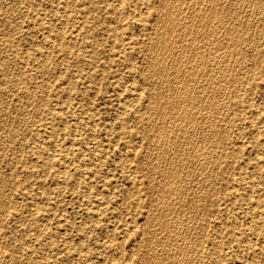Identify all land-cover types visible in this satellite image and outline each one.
I'll return each mask as SVG.
<instances>
[{
  "label": "rangeland",
  "instance_id": "obj_1",
  "mask_svg": "<svg viewBox=\"0 0 264 264\" xmlns=\"http://www.w3.org/2000/svg\"><path fill=\"white\" fill-rule=\"evenodd\" d=\"M20 1L23 3L21 2L20 4ZM173 1L174 3H171V0H162V3L161 0H0V48H2L0 49V53L5 50L0 54V135H2L0 136V139L2 140H0V145H3L2 143L4 139L6 140H4V146H0V173L3 174H0V236L2 238H0V264H264V158L262 157V155L264 156V79L260 75V70L254 71L253 65V61L261 55V57L263 56L261 68L264 69V32H262L264 31V28H261L264 27V24H262L264 23V1L257 2V0H252V3L255 1L253 5L250 3V0H242L243 2H241V0H236L234 1L235 4L233 3V0H220V3H218L219 0H211L210 3L208 2L210 0H192L194 2H191V0H172V2ZM223 1L226 3L224 4ZM230 1L233 4H230ZM179 2L180 5L178 4ZM59 3L61 5H59ZM190 3H193V5L196 6H191ZM198 3H202L203 5H200L199 8ZM218 4L219 6H217ZM242 4L245 9L242 7ZM15 5L17 7L16 9ZM234 5L236 9L234 8ZM256 5L259 6H257L259 10L256 8L255 10L253 9ZM124 6L126 8H124ZM231 6H233V10L230 9L232 8ZM94 8H98L97 10L100 11H95L93 10ZM195 8H198L200 11ZM132 9L135 10V12ZM174 9L176 10L174 11ZM192 9H195V11ZM228 9H230V11ZM247 9H250L251 11ZM110 10L112 11L111 13ZM122 10L124 13H122ZM190 10L191 12L189 13ZM202 10H206V12ZM209 10H211V13H208ZM217 10H219V13ZM231 10L233 11V14ZM236 10L237 12H235ZM213 11H216L219 16H216L217 13H214ZM6 12L11 15L7 16ZM177 12L178 15L176 14ZM223 12H225L226 16H224L225 14ZM259 12H263V14ZM230 13L231 16L229 15ZM252 13L255 14L256 17L252 15ZM171 15L173 16V19H171ZM180 16H182V18ZM222 16H224V18ZM156 17L163 19H157ZM226 17H230V20ZM231 17L236 18L231 19ZM118 18H120L122 22ZM86 19H88L89 23L85 24L84 22ZM188 19H191L192 22L190 20L188 21ZM219 19L222 20V25L218 23L219 21L221 22ZM239 19H243V22ZM200 21L202 23L204 22V25ZM236 22H238L237 25L240 23L238 26L239 31L237 30ZM155 23H158V25ZM162 23H164V25H160ZM185 23H187V25H185ZM250 23L251 25L253 23L255 25H252L253 29L255 28L254 33ZM205 24H207V26H205ZM156 25L161 31L158 30ZM180 25L182 27L185 26L184 31ZM233 25L236 26L234 27ZM171 26L173 27L172 29ZM2 27L4 29H1ZM11 27L15 29L13 30ZM178 27H180V29H178ZM190 27L192 30L189 29ZM227 28H229L230 31ZM11 29L13 30V32L11 31L12 36L10 32ZM186 29H188V31H186ZM234 29L237 30V32ZM244 29L246 30L244 31ZM178 30L179 33L177 32ZM180 30L182 31L181 33ZM218 30L223 33H220ZM231 30L234 31L232 35ZM240 30L244 36H242ZM199 31L202 32V34ZM174 32L176 33V36ZM194 32L196 33L193 34ZM224 32H227L228 34H225ZM4 33L6 34L4 35ZM7 33L8 35L10 33V35L8 36ZM258 33L260 36L259 38L257 37ZM224 34L226 36H224ZM229 34L232 37L229 36ZM156 35H159V38L161 35L163 37L159 39ZM207 35L208 37H206ZM213 35L215 36V39ZM218 35H220L221 41H226V39L230 37L229 41H226L227 43L222 41L223 44L220 43L221 41L219 40ZM252 35H256L255 40L257 41L254 40L251 42V40H249ZM164 36L166 38H164ZM5 37L7 38L5 39ZM175 37L178 41H176ZM185 37H187V39ZM238 37L243 39V43H241L242 39L240 38V41ZM11 38L12 40H10ZM155 39L157 40V43L154 41ZM192 39H194L193 42ZM196 39L197 41H195ZM258 39H260L259 42ZM174 40V46L176 44L179 46H173L172 42ZM151 41H153V43ZM199 41H201V43ZM10 43L14 49L10 46ZM225 43L228 47L229 45L231 46L229 47L231 49L226 48L227 52L225 50ZM230 43L234 45H231ZM235 43H237V47L235 46ZM254 43H256V46ZM205 44L207 45L205 46ZM245 45H247V48ZM251 45L254 47L252 48ZM162 46H168L169 48ZM194 48L196 50H194ZM203 48H207L206 52L202 51L205 50ZM161 49L165 53L162 52ZM176 49H178V51ZM219 49L223 50L220 52ZM238 50L247 52L249 55H252V52L254 51L253 60L249 58H247L246 61L245 59L242 60V57L237 54ZM207 53L211 54L207 56ZM222 53L226 56L224 57ZM76 54L79 57L78 60L74 58V55ZM191 54H193V56ZM158 55H160L162 59ZM227 55L229 58L231 57V60ZM236 56L239 60L235 59ZM183 57L186 61L184 59L182 60ZM214 57H217V60ZM157 58L160 59L157 60ZM177 58H180L181 62L177 61L179 60ZM199 58L200 60H197ZM201 58L205 61L202 62L203 59L201 60ZM210 58L213 59L210 60ZM208 59L210 62L207 61ZM227 59L229 61H226ZM187 60H190L189 63ZM248 60H250V63H248ZM163 61L164 64H162ZM175 62H177V64ZM200 62L208 63H204L203 66L200 67L202 65ZM220 62H222V65ZM224 62L226 66L224 65ZM169 63L171 65H169ZM192 63L195 64L192 65ZM234 63L235 65L236 63L239 64V66L236 65L237 70L235 68L232 70L231 66H233ZM235 65L233 67H235ZM250 65H253V67H249ZM162 66L163 68H161ZM159 68L161 69V72ZM168 68H174L172 69V71H174L171 72V69ZM198 68H200L201 71ZM203 68L206 74L203 72ZM205 68L209 69L206 70ZM182 69L185 70V73ZM216 69H218V71H216ZM244 69L245 71L243 72ZM193 70L195 71L192 72ZM230 70H232L233 73ZM198 71L203 73H200L199 75ZM209 71V76L216 75L215 78L212 76V79H210L211 76L209 77L207 75ZM180 72L182 73L181 75L179 74ZM212 72L213 74H211ZM221 72L224 74V77ZM173 73H175V75ZM235 75L237 79L234 78V80L233 77ZM174 77H176L175 84L172 81L174 80L172 79ZM178 77L179 80H177ZM196 77L198 78L196 79ZM221 77L223 79L226 77L224 82ZM204 78L205 82L203 81ZM200 79L203 81L201 84ZM214 79L215 82L213 83ZM236 80L239 82L237 83ZM179 83H182L181 86ZM183 83L184 85L186 83L188 85L190 84L193 88L192 86H189L188 89L186 88L188 85L186 84L187 86H184ZM209 84L213 86H210ZM224 85L228 88L226 89ZM203 86L205 87V90H203ZM180 87H184L185 90L181 88L184 92L183 90L181 92ZM220 89L222 92H219ZM228 90H230V93H228ZM185 92L187 94H185ZM210 92L211 94H209ZM217 92H219V94ZM131 93L133 97L136 95L135 98L131 96ZM171 93L175 94L173 95ZM226 94L228 95L227 99ZM188 95L190 99L186 98ZM199 95H203L202 98L200 97V100L198 99ZM215 95H219L218 98H215ZM176 96L178 97L177 99ZM210 96L212 99H207V97ZM169 97H171V100ZM154 98H157L158 104L157 100L154 101ZM188 99L189 102H187ZM193 99L194 102L196 101V104L193 102ZM201 99L204 101L202 102ZM206 100H208V103ZM222 100L227 101H224V103ZM173 102H175V104H173ZM159 103H165L166 105H159ZM188 103L191 105V108L188 107L190 106ZM218 103L219 105H222L219 106ZM236 103L238 104L236 105ZM154 104H156L155 108L152 106ZM176 104L180 109H177V106L174 107ZM209 105L214 107H208ZM2 107L5 110H2ZM158 109L161 110L159 113H157ZM1 110L5 112H2ZM180 112L186 114L181 115ZM9 113L11 114L9 115ZM170 113L172 115H170ZM220 113L223 120L222 118L220 119ZM178 114L181 116L179 117ZM194 114L197 115L194 116ZM187 115L189 117H187ZM198 116H200V118ZM173 117L177 118L176 122ZM7 118L10 119L7 120ZM13 118L14 121H12ZM171 118L173 120H171ZM216 118H218V120ZM198 119H200V121ZM6 121L9 125H7L8 123ZM179 121L185 126L183 127L180 125ZM210 121L214 124L212 125ZM222 122L223 125L221 124ZM196 123L198 124L196 125ZM201 123L203 126L200 129L197 126H201ZM15 124H17L15 126L17 129L15 128L16 130L13 132V139H10V143L9 138L6 137L7 131L11 130L10 126L14 127L13 125ZM176 124H179L183 128H180V126H177ZM217 124L219 125V129ZM162 125H164L163 127L165 129H163ZM190 126H194V129ZM168 128L169 131H167ZM189 128L194 135L189 132ZM213 128H216L217 130L215 129V131H213ZM251 129L252 131H250ZM171 130L174 132L172 133ZM179 130L182 132V135H179V133H181ZM224 130H226V133H224ZM237 130L238 132H236ZM255 131L256 133H254ZM153 132L155 134H152ZM167 132L170 133L168 134ZM161 133L163 136L159 135ZM189 133L193 135L194 138ZM215 133L217 134L215 135ZM231 133L233 136H231ZM187 134L191 137H187ZM154 135L159 138L155 139L153 137ZM225 135L227 138L230 137L227 139ZM216 136L218 138L220 137L219 141ZM165 137L167 139L166 141H169L167 144L165 143ZM184 137L186 139H184ZM201 137H204V140ZM206 137L207 139H205ZM221 137L225 138L223 139ZM188 138L190 140L193 138L194 140H192L194 143L197 142L200 144H195V148L192 140L190 141ZM160 142L163 143L159 144ZM173 142L177 144H173ZM182 143L183 146L181 145ZM210 143L216 145V148ZM224 144H226V147ZM156 145L160 146L157 148ZM200 145L201 148L199 147ZM183 147L185 151H183ZM217 148H219L220 151H217ZM207 150L208 152H206ZM210 151L213 152L211 153ZM126 152L130 155L126 156ZM131 152L133 155H131ZM196 152H198L197 154L201 152V155H197ZM201 156L204 160H202ZM215 156H217L216 159ZM180 158H184L181 159V161L183 160L184 162H182L183 164L180 163ZM193 158H196L195 160L197 161L195 162ZM205 158L207 163H205ZM256 158H260V160H257ZM128 161H130L131 164ZM172 161L173 163H171ZM257 161L260 162L257 163ZM176 163L179 164L176 165ZM180 164L183 168L179 166ZM258 164H261V167ZM199 166H201V169H199ZM214 173H216L215 176ZM202 177L207 179V181L203 180ZM1 178L3 179L1 180ZM179 183L182 185L180 184L179 186ZM172 184L174 188L172 187ZM201 185L203 186L201 187ZM135 186L136 188H134ZM249 186H251L250 189ZM245 187H247L246 190ZM133 188L135 189L133 190L134 193L132 192ZM249 190H252V192ZM185 191H188V193ZM196 191L202 192L197 193ZM9 192H11V194ZM161 192H163V194ZM182 192L186 195L182 194ZM195 192L197 197L195 196ZM141 193L142 195H140ZM178 193L179 195L177 196ZM201 193L203 195L205 194V196L203 197ZM2 194H5L6 196L8 195V198L3 195L2 199ZM27 194L31 196H28ZM32 196L35 197L33 198ZM188 196L194 197L197 202H194L192 197L190 200ZM33 199L35 200V203ZM156 199H160V202ZM170 199L171 201H169V203L168 200ZM182 200L186 202V205L183 204ZM192 202H194V206L200 203L201 205L199 204L196 206H200V208L198 207L196 209V207H193L191 204ZM201 202L205 203L202 204ZM207 203H209L208 206ZM174 204H176L177 206L175 207L179 209H174ZM180 205L181 207H179ZM187 205L188 207H186ZM204 205H206L207 208H205ZM152 206H155L156 210L155 207L153 208ZM170 206L171 208L174 207V210L172 209L173 211H171ZM184 207L186 208L183 210L182 208ZM167 208L169 212L165 211ZM33 210H35L36 213H34ZM159 210L161 213L162 211L163 213L165 212L164 214L166 215L163 213L161 214ZM199 210H203V212ZM174 212L181 215L178 216V220H176L177 214ZM171 213L173 215H171ZM184 214L188 217L184 216ZM155 217L156 219L158 218L157 220L160 221L159 223L157 220H154ZM179 217L181 218L179 219ZM183 217L185 220L187 219L186 222ZM35 218L37 219V222ZM234 219H238L237 222L234 221ZM174 221L176 223H173ZM177 221H181L178 223L179 225L177 224ZM188 222H190V224ZM204 222L205 225L209 224L206 228H204ZM171 223L175 225H172ZM192 223H194V226L191 225ZM165 224H167L168 227ZM230 225L232 227H230ZM173 226L175 227L173 228ZM191 227L192 229H189ZM236 228L238 229L236 230ZM167 229H169V231ZM198 229L200 230L198 231ZM201 232L204 233L203 236ZM176 236L178 239L181 238L178 240L176 239ZM213 236H215V238ZM185 238H189L190 241H188V239L185 242L182 241L185 240ZM179 241L182 245H178V243H180ZM215 242L218 244H214ZM175 244H177V246ZM147 251L148 253H146ZM213 251L217 253L215 254ZM181 252L184 253L181 254L182 258L180 256ZM154 255L155 257H152ZM160 255L162 257H160ZM115 258L117 261L114 260Z\"/></svg>",
  "mask_w": 264,
  "mask_h": 264
},
{
  "label": "bare ground",
  "instance_id": "obj_2",
  "mask_svg": "<svg viewBox=\"0 0 264 264\" xmlns=\"http://www.w3.org/2000/svg\"><path fill=\"white\" fill-rule=\"evenodd\" d=\"M14 1H16V0H14ZM24 1H25V0H24ZM165 1H166V0H165ZM177 1H178V0H177ZM184 1H185V0H184ZM196 1H197V0H196ZM196 1H195V2H196ZM206 1H207V0H206ZM217 1H218V0H217ZM224 1H225V0H224ZM224 1H223V3H224ZM226 1H228V0H226ZM234 1H236V0H233V3L235 4ZM238 1H240V0H238ZM238 1H237V2H238ZM250 1H251L250 3H251L252 5H253V3L255 2V1H254V2L252 3V0H250ZM258 1L260 2V1H262V0H257V2H258ZM263 1H264V0H263ZM4 2H5V1H4ZM18 2H19V1H18ZM21 2H22V1H20V4H21ZM59 2H60V1H59ZM191 2H194V1L191 0ZM198 2H199V1H198ZM208 2L210 3L211 0L208 1ZM213 2H214V1H213ZM241 2H243V1L241 0ZM244 2H245V1H244ZM22 3H23V2H22ZM112 3H113V2H112ZM159 3H160V2H159ZM161 3H162V0H161ZM171 3H174V1L172 2V0H171ZM186 3H187V2H186ZM186 3H185V5H186ZM196 3H197V2H196ZM204 3H205V2H204ZM209 3H208V4H209ZM218 3H220V0H219ZM223 3H221V4H223ZM225 3H226V2H225ZM225 3H224V4H225ZM233 3L230 1V4H233ZM239 3H240V2H239ZM245 3H246V2H245ZM261 3H262V2H261ZM261 3H260V4H261ZM11 4H12V3H11ZM11 4H10V5H11ZM13 4H14V2H13ZM13 4H12V5H13ZM56 4H57V3H56ZM103 4H104V3H103ZM163 4H165V3H163ZM169 4H170V3H169ZM176 4H177V3H176ZM178 4L180 5V2H179ZM178 4H177V5H178ZM182 4H183V3H182ZM211 4H212V3H211ZM224 4H223V5H224ZM236 4H237V3H236ZM243 4H244V3H243ZM243 4H242V7H243ZM248 4H249V3H248ZM256 4H257V3H256ZM263 4H264V3H263ZM4 5H5V4H4ZM8 5H9V4H8ZM16 5H17V4H16ZM16 5H15V9L17 8ZM59 5H61V4L59 3ZM100 5H101V4H100ZM122 5H124V4H122ZM160 5H161V4H160ZM179 5H178V6H179ZM185 5H184V6H185ZM188 5H189V4H188ZM190 5L192 6L193 3H190ZM198 5H199V8H200V5H203V4H202V3H201V4L198 3ZM57 6H58V5H57ZM125 6H126V5H125ZM125 6H124V8H126ZM164 6H165V5H164ZM178 6H177V8H178ZM193 6H196V5H193ZM205 6H206V5H205ZM209 6H212V5H209ZM217 6H219V4H218ZM236 6H237V5H236ZM250 6H251V5H250ZM250 6H249V7H250ZM257 6H258V5L254 6L253 9L255 10V8H256L257 10H259V8H258L259 6H258V7H257ZM8 7H9V6H8ZM107 7H109V6H107ZM118 7H119V6H118ZM122 7H123V6H122ZM161 7H162V5H161ZM161 7H160V8H161ZM167 7H168V6H167ZM202 7H203V6H202ZM207 7H208V5H207ZM231 7H232V8H230V9L233 10V6H231ZM240 7H241V5H240ZM246 7H247V5H246ZM260 7H261V6H260ZM9 8H10V7H9ZM109 8H110V7H109ZM173 8H174V7H173ZM181 8H182V7H181ZM203 8H204V7H203ZM214 8H215V6H214ZM214 8H212V9H214ZM221 8H222V7H221ZM223 8H224V7H223ZM226 8H227V7H226ZM234 8L236 9L235 5H234ZM243 8H244V7H243ZM243 8H241V9H243ZM6 9H7V8H6ZM6 9H5V10H6ZM97 9H98V8H94L93 10L99 12L100 10H97ZM107 9H108V8H107ZM127 9H128V8H127ZM166 9H167V8H166ZM195 9H198V8H195ZM195 9H194V10L192 9V10L195 11ZM206 9H209V8H206ZM210 9H211V8H210ZM217 9H218V8H217ZM230 9H228V10L230 11ZM244 9H245V8H244ZM244 9H243V10H244ZM261 9H262V8H261ZM108 10H109V9H108ZM124 10H125V9H124ZM132 10H133V9H132ZM159 10H160V9H159ZM170 10H171V9H170ZM175 10H176V9H174V11H175ZM214 10H215V9H214ZM232 10H231V12H232V14H233V11H232ZM237 10H238V9H237ZM237 10H236L235 12H237ZM247 10H250V9H247ZM262 10H263V9H262ZM262 10H261V11H262ZM101 11H102V10H101ZM103 11H104V10H103ZM114 11H115V10H114ZM118 11H119V9H118ZM126 11H128V10H126ZM130 11H131V10H130ZM133 11L135 12V10H133ZM133 11H132V12H133ZM168 11H169V10H168ZM186 11H187V10H186ZM198 11H200V10L198 9ZM202 11L206 12V10H202ZM210 11H211V10H209L208 13H209ZM217 11H218V13H219V10H217ZM239 11H240V9H239ZM239 11H238V12H239ZM250 11H251V10H250ZM54 12H56V11L54 10ZM106 12H107V11H106ZM111 12H112V11L110 10V13H111ZM159 12H160V11H159ZM161 12H162V10H161ZM178 12H179V10H178ZM178 12L176 13L177 15H178ZM190 12H191V10L189 11V13H190ZM196 12H197V11H196ZM213 12H214V11H213ZM213 12H212V14H213ZM215 12H216V11H215ZM215 12H214V13H215ZM221 12H222V11H221ZM244 12H245V11H244ZM11 13H12V11H11ZM122 13H124L123 10H122ZM130 13H131V12H130ZM162 13H163V12H162ZM168 13H169V12H168ZM168 13H167V14H168ZM179 13L181 14V12H179ZM182 13H183V12H182ZM197 13H198V12H197ZM210 13H211V12H210ZM216 13H217V12H216ZM218 13H217V14H218ZM223 13L225 14V12H223ZM228 13H229V12H228ZM249 13H250V12H249ZM259 13H261V12H259ZM6 14H7V12H6ZM56 14H57V12H56ZM56 14H55V15H56ZM58 14H59V13H58ZM99 14H100V13H99ZM108 14H109V13H108ZM120 14H121V11H120ZM120 14H119V15H120ZM151 14H152V13H151ZM174 14H175V13H174ZM192 14H193V13H192ZM199 14H200V13H199ZM201 14H202V12H201ZM217 14H216V16H219V14H218V15H217ZM241 14H242V13H241ZM243 14H245V13H243ZM256 14H257V11H256ZM261 14H263V12H262ZM8 15H11V14H7V16H8ZM60 15H61V14H60ZM101 15H102V14H101ZM112 15H113V13H112ZM159 15H160V14H159ZM172 15H173V14H172ZM172 15H171V19H173L172 17L174 16V15H173V16H172ZM221 15H222V14H221ZM221 15H220V16H221ZM229 15L231 16V13H230ZM237 15H238V14H237ZM239 15H240V14H239ZM252 15H254V16L256 17L255 14L252 13ZM124 16H125V15H124ZM164 16H165V15H164ZM189 16H190V15H189ZM196 16H197V15H196ZM201 16H202V15H201ZM224 16H226V14H225ZM224 16H222V17L224 18ZM232 16H233V15H232ZM247 16H248V14H247ZM121 17H122V16H121ZM160 17H161V15H160ZM160 17H159V18L156 17V18H157V19H161ZM180 17L182 18V16H180ZM187 17H188V16H187ZM194 17H195V16H194ZM202 17H203V16H202ZM209 17H210V16H209ZM209 17H208V18H209ZM252 17H253V16H252ZM263 17H264V16H263ZM263 17H262V18H263ZM139 18H140V17H139ZM168 18H169V17H168ZM190 18H191V17H190ZM198 18H199V16H198ZM198 18H196V19H198ZM217 18H218V17H217ZM226 18H228V17H226ZM233 18H234V17H231V19H233ZM235 18H236V17H235ZM235 18H234V19H235ZM249 18H250V17H249ZM5 19H6V18H5ZM118 19H120V18H118ZM162 19H163V18H162ZM162 19H161V20H162ZM175 19H176V18H175ZM191 19H192V18H191ZM191 19H188V21L190 20V21L192 22ZM205 19H207V18H205ZM211 19H212V18H211ZM228 19L230 20V17H229ZM251 19H252V18H251ZM255 19H256V18H255ZM63 20H64V19H63ZM161 20H160V21H161ZM166 20H167V19H166ZM178 20H180V19H178ZM219 20H221V19H219ZM239 20L242 21L243 19H242V20L239 19ZM246 20H247V19H246ZM102 21H103V20H102ZM118 21H119V20H118ZM120 21H121V19H120ZM123 21H124V20H123ZM131 21H132V20H131ZM169 21H170V20H169ZM169 21H167V22H169ZM186 21H187V19H186ZM207 21H208V20H207ZM209 21H210V20H209ZM215 21H216V18H215ZM217 21H218V20H217ZM225 21H226V20H225ZM227 21H228V20H227ZM232 21H233V20H232ZM253 21H254V20H253ZM261 21H262V20H261ZM0 22H1V21H0ZM7 22H8V21H7ZM121 22H122V21H121ZM157 22H159V21H157ZM172 22H173V21H172ZM181 22H182V21H181ZM200 22H201V21H200ZM211 22H212V20H211ZM223 22H224V21H223ZM229 22H230V21H229ZM233 22H234V21H233ZM233 22H232V23H233ZM242 22H243V21H242ZM242 22H241V23H242ZM248 22H249V21H248ZM248 22H247V23H248ZM258 22H259V21H258ZM84 23H85V24H86V23H89L88 19H86ZM175 23H177V22H175ZM179 23H180V22H179ZM195 23H196V22H195ZM201 23H202V22H201ZM203 23H204V22H203ZM203 23H202V24H203ZM206 23H207V22H206ZM216 23H217V22H216ZM218 23L221 24V23H222V20H221V22L219 21ZM227 23H228V22H227ZM234 23H235V22H234ZM237 23H238V22H236V25H237ZM244 23H245V22H244ZM6 24H7V23H6ZM9 24H10V23H9ZM12 24H13V23H12ZM12 24H11V25H12ZM109 24H110V23H109ZM140 24H141V23H140ZM155 24L158 25V23H155ZM181 24H182V23H181ZM189 24H190V23H189ZM192 24H193V23H192ZM192 24H191V25H192ZM197 24H198V23H197ZM225 24H226V23H225ZM256 24H257V23H256ZM262 24H264V23H262ZM7 25H8V24H7ZM141 25H142V24H141ZM157 25H156V26H157ZM160 25H164V23H162V24H160ZM182 25H183V24H182ZM185 25H187V23H185ZM194 25H195V24H194ZM203 25H204V24H203ZM215 25H217V24H215ZM221 25H222V24H221ZM236 25H235V26H236ZM239 25H240V23H239ZM239 25L236 26V27H237V30H238V26H239ZM248 25H249V24H248ZM248 25H247V26H248ZM250 25H251V23H250ZM252 25L255 26L254 23H253ZM252 25H251V26H252ZM46 26H47V25H46ZM167 26H168V25H167ZM188 26H189V25H188ZM205 26H207V24H205ZM205 26H204V27H205ZM211 26H213V25H211ZM218 26H220V25H218ZM228 26H229V24H228ZM228 26H227V27H228ZM231 26H232V24H231ZM233 26H234V25H233ZM235 26H234V27H235ZM244 26H245V25H244ZM253 26H252V29H253ZM263 26H264V25H263ZM7 27H8V26H7ZM13 27H15V26H13ZM157 27H158V26H157ZM157 27H156V28H157ZM161 27H162V26H161ZM180 27H182V26L180 25ZM180 27H178V29H180ZM192 27H193V26H192ZM195 27H197V26H195ZM201 27H202V26H201ZM204 27H203V28H204ZM216 27H217V26H216ZM222 27H223V26H222ZM222 27H221V28H222ZM234 27H233V28H234ZM248 27H249V26H248ZM9 28H10V27H9ZM11 28H12V27H11ZM172 28H173V27L171 26V29H172ZM176 28H177V27H176ZM182 28H183V31H184L185 26H183ZM182 28H181V29H182ZM205 28H206V27H205ZM205 28H204V29H205ZM209 28H210V27H209ZM213 28H215V27H213ZM218 28H219V27H218ZM229 28H230V27H229ZM229 28H227V29L229 30ZM245 28H246V27H245ZM261 28H264V27H261ZM261 28H260V29H261ZM1 29H4V28L2 27ZM12 29H13V28H12ZM12 29L10 30V32H11V31L13 32V30H14L15 28H14L13 30H12ZM48 29H49V28H48ZM162 29H163V28H162ZM168 29H169V28H168ZM189 29H191V27H190ZM194 29H195V28H194ZM215 29H216V28H215ZM239 29H240V28H239ZM241 29H242V28H241ZM248 29H249V28H248ZM248 29H247V31H248ZM254 29H255V28H254ZM254 29H253V33H254ZM260 29H259V30H260ZM6 30H7V29H6ZM8 30H9V29H8ZM50 30H51V29H50ZM80 30H81V29H80ZM158 30H159V27H158ZM163 30H164V29H163ZM176 30H177V29H176ZM191 30H192V29H191ZM191 30H190V31H191ZM201 30H202V29H201ZM201 30H200V31H201ZM206 30H209V29H206ZM216 30H217V29H216ZM225 30H226V29H225ZM234 30H235V29H234ZM237 30H235V31L237 32ZM245 30H246V29H244V31H245ZM261 30H263V29H261ZM261 30H260V31H261ZM152 31H153V30H152ZM156 31H157V29H156ZM159 31H161V30H159ZM186 31H188V29H186ZM193 31H194V30H193ZM200 31H199V32H200ZM218 31L220 32V30H218ZM218 31H217V32H218ZM229 31H230V30H229ZM229 31H228V32H229ZM231 31H232V30H231ZM238 31H239V30H238ZM242 31H243V30H242ZM12 32H11V36H12ZM157 32H158V31H157ZM163 32H164V31H163ZM175 32H176V31H175ZM175 32H174V33H175ZM177 32L179 33V30H178ZM181 32H182V31L180 30V33H181ZM262 32H264V31H262ZM262 32H261V33H262ZM107 33H108V32H107ZM159 33H160V32H159ZM167 33H168V32H167ZM186 33H187V32H186ZM195 33H196V32H194L193 34H195ZM200 33L202 34V32H200ZM204 33H205V32H204ZM211 33H212V32H211ZM214 33L217 35V33H216L215 31H214ZM214 33H213V34H214ZM220 33H223V32L221 31ZM224 33H225V32H224ZM226 33H227V32H226ZM226 33H225V34H226ZM230 33H231V32H230ZM233 33H234V31H232L231 35H232ZM238 33H239V32H238ZM238 33H237V34H238ZM240 33H241V30H240ZM244 33H245V32H244ZM253 33H252V34H253ZM259 33H260V32H259ZM259 33H258V36H257L258 38L260 37V36H259ZM5 34H6V33H4V35H5ZM156 34H158V33H156ZM161 34H162V33H161ZM182 34H183V33H182ZM187 34H188V33H187ZM191 34H192V32H191ZM197 34H198V33H197ZM201 34H199V35H201ZM208 34H209V33H208ZM215 34H214V35H215ZM225 34H224V36H226ZM227 34H228V33H227ZM241 34H242V33H241ZM7 35H8V33H7ZM9 35H10V33H9ZM9 35H8V36H9ZM153 35H154V34H153ZM205 35H206V34H205ZM205 35H204V36H205ZM214 35H213V36H214ZM220 35H221V34H220ZM220 35H218V36H219V40L221 39V38H220ZM231 35L229 34V36H231ZM239 35H240V34H239ZM262 35H263V33H262ZM157 36H158V38H159V35H156V37H157ZM168 36H169V35H168ZM168 36H167V39H168ZM175 36H176V33H175ZM180 36H182V35H180ZM188 36H189V35H188ZM188 36H187V37H188ZM190 36H191V35H190ZM196 36H197V35H196ZM224 36H223V37H224ZM227 36H228V35H227ZM229 36H228V37H229ZM235 36H236V35H235ZM240 36H241V35H240ZM242 36H244V34H242ZM255 36H256V35H252L251 38H250L249 40H251V42H253V41L255 40V38H256ZM59 37H60V36H59ZM153 37H155V36H153ZM161 37H163V36L161 35ZM161 37H160L159 39H161ZM178 37H179V36H178ZM182 37H183V36H182ZM187 37H185V38L187 39ZM197 37H198V36H197ZM199 37H200V36H199ZM206 37H208V35H207ZM223 37H222V38H223ZM231 37H232V36H231ZM233 37H234V36H233ZM236 37H237V36H236ZM245 37H246V36H245ZM261 37H262V36H261ZM263 37H264V36H263ZM6 38H7V37H5V39H6ZM8 38H9V37H8ZM121 38H122V37H121ZM164 38H166V37L164 36ZM173 38H174V37H173ZM189 38H192V37H189ZM189 38H188V40H189ZM193 38H194V37H193ZM226 38H227V37H226ZM229 38H230V37H229ZM229 38L226 39V41H229ZM238 38H239V37H238ZM238 38H237V40H238ZM240 38H241V37H240ZM240 38H239V39H240ZM60 39H61V38H60ZM152 39H153V38H152ZM152 39H151V40H152ZM156 39H157V38H156ZM156 39L154 40L155 42L158 40V39H157V40H156ZM162 39H163V38H162ZM175 39H176V37H175ZM202 39H203V38H202ZM214 39H215V36H214ZM231 39H232V38H231ZM233 39H234V38H233ZM241 39H242V38H241ZM241 39H240V41H241ZM10 40H12V38H11ZM10 40H9V41H10ZM101 40H102V39H101ZM149 40H150V39H149ZM180 40H181V39H180ZM184 40H185V39H184ZM198 40H199V38H198ZM205 40H206V39H205ZM235 40H236V38H235ZM247 40H248V39H247ZM259 40H260V39H258V42H259ZM14 41H15V40H14ZM166 41H167V40H166ZM170 41H171V40H170ZM176 41H178V40L176 39ZM193 41H194V39H192V42H193ZM195 41H197V39H196ZM209 41H210V40H209ZM214 41H215V40H214ZM214 41H213V42H214ZM220 41H221V40H220ZM222 41H223V40H222ZM222 41H221L220 43H222ZM224 41H225V40H224ZM224 41H223V42H224ZM226 41H225V42H226ZM255 41H257V40H255ZM261 41H262V40H261ZM7 42H8V41H7ZM15 42H16V41H15ZM151 42L153 43V41H151ZM155 42H154V43H155ZM159 42H160V41H159ZM162 42H163V41H162ZM174 42H175V40L172 42V43H173V46H174ZM180 42H181V41H180ZM189 42H190V41H189ZM199 42L201 43V41H199ZM204 42H207V41H204ZM216 42H217V41H216ZM231 42H232V41H231ZM235 42H236V41H235ZM248 42H249V41H248ZM11 43H12V42H11ZM11 43H10V46H11ZM156 43H157V42H156ZM207 43H209V42H207ZM226 43H227V42H226ZM226 43H225V45H226ZM241 43H243V39H242V42H241ZM159 44H160V43H159ZM161 44H162V43H161ZM164 44H165V43H164ZM175 44H176V43H175ZM179 44H181V43H179ZM194 44H195V43H194ZM197 44H198V42H197ZM211 44H213V43H211ZM214 44H215V43H214ZM222 44H223V43H222ZM230 44H231V43H230ZM236 44H237V43H235V46H236ZM244 44H245V43H244ZM244 44H243V45H244ZM249 44H250V43H249ZM58 45H59V44H58ZM149 45H150V44H149ZM149 45H148V46H149ZM151 45H154V44H151ZM156 45H157V44H156ZM176 45H178V44H176ZM176 45H175V46H176ZM189 45H190V44H189ZM195 45H196V44H195ZM200 45H202V44H200ZM200 45H198V46H200ZM206 45H207V44H205V46H206ZM216 45H218V44H216ZM228 45H229V44H228ZM231 45H234V44H231ZM254 45L256 46V43H254ZM263 45H264V44H263ZM59 46H60V45H59ZM148 46H147V47H148ZM168 46H169V45H168ZM168 46H166V47H165V46H162V47L169 48ZM175 46H174V47H175ZM178 46H179V45H178ZM184 46H185V45H184ZM190 46H191V45H190ZM208 46H209V45H208ZM212 46H213V45H212ZM212 46H210V47H212ZM218 46H219V45H218ZM222 46H223V45H222ZM249 46H250V45H249ZM249 46H248V47H249ZM251 46H252V45H251ZM259 46H260V45H259ZM11 47H13V46H11ZM149 47H150V46H149ZM154 47H155V46H154ZM154 47H153V48H154ZM174 47H173V48H174ZM180 47H181V46H180ZM202 47H204V46L202 45ZM210 47H209V48H210ZM223 47H224V46H223ZM229 47H231V46L229 45ZM229 47L226 45L225 50H226V48L231 49V48H229ZM236 47H237V46H236ZM240 47H241V45H240ZM245 47L247 48V45H245ZM253 47H254V46H252V48H253ZM151 48H152V47H151ZM176 48H177V47H176ZM190 48H191V47H190ZM190 48H189V49H190ZM195 48H196V47H195ZM195 48H194V50H196ZM232 48H233V46H232ZM241 48H242V47H241ZM246 48H245V49H246ZM249 48H250V47H249ZM0 49H2V48H0ZM13 49H14V47H13ZM180 49L183 50L182 48H180ZM191 49H192V48H191ZM197 49H198V48H197ZM203 49H205V48H203ZM206 49H207V48H206ZM206 49H205V50H202V51H205V52H206ZM213 49H214V48H213ZM217 49H218V48H217ZM233 49H234V48H233ZM235 49H236V48H235ZM255 49H256V48H255ZM258 49H260V48H258ZM7 50H9V49H7ZM11 50H12V49H11ZM153 50H154V49H153ZM168 50H169V49H168ZM168 50H167V52H168ZM176 50L178 51V49H176ZM181 50H180V51H181ZM185 50H186V49H185ZM185 50H184V52H185ZM198 50H199V49H198ZM221 50H223V49H221ZM221 50L219 49L220 52H221ZM225 50H224V51H225ZM253 50H254V49H253ZM4 51H5V50H3L2 52H4ZM149 51H150V48H149ZM154 51H155V50H154ZM157 51H158V49H157ZM161 51H162V49H161ZM190 51H191V50H190ZM233 51H235V50H233ZM2 52H1V53H2ZM6 52H7V51H6ZM8 52H9V51H8ZM125 52H126V51H125ZM147 52H148V50H147ZM162 52H164V51H162ZM182 52H183V51H182ZM187 52H188V49H187ZM198 52H199V51H198ZM220 52H218V53H220ZM226 52H227V50H226ZM229 52H230V50H229ZM253 52H254V51H253ZM253 52H252V55H249L247 52H243V51H239V50H238V51H237V54H238L239 56L242 57V60L245 59V61H246L247 58L253 60V57H254ZM1 53H0V54H1ZM132 53H133V52H132ZM159 53H160V52H159ZM164 53H165V52H164ZM169 53H171V52H169ZM192 53H193V52H192ZM224 53H225V52H224ZM260 53H261V52H260ZM175 54H176V53H175ZM177 54H178V53H177ZM180 54H181V53H180ZM195 54H196V53H195ZM204 54H205V53H204ZM204 54H203V55H204ZM210 54H211V53H210ZM210 54L207 53V56L210 55ZM213 54H214V53H213ZM213 54H212V55H213ZM222 54H223V53H222ZM172 55H173V54H172ZM182 55H183V54H182ZM185 55H186V54H185ZM191 55L193 56V54H191ZM203 55H202V56H203ZM205 55H206V54H205ZM223 55H224V54H223ZM229 55H230V54H229ZM231 55H232V53H231ZM158 56L161 58L160 55H158ZM158 56H157V57H158ZM189 56H190V55H189ZM192 56H191V57H192ZM216 56H217V55H216ZM225 56H226V55H224V57H225ZM227 56H228V55H227ZM233 56H234V55H233ZM233 56H232V57H233ZM30 57H32V56H30ZM149 57H150V56H149ZM162 57H163V56H162ZM181 57H182V56H181ZM198 57H199V55H198ZM200 57H201V56H200ZM234 57H235V56H234ZM256 57H257V55H256ZM256 57H255V58H256ZM262 57H263V56H262ZM262 57H261V55L258 56V57L253 61V62H254L253 65H254V71H255V70H260V75H261V77L264 79V69L261 68ZM74 58H75L76 60L79 59V57L77 56V54L74 55ZM160 58H157V60L160 59ZM164 58H165V57H164ZM185 58H187V57H185ZM196 58H197V57H196ZM203 58H204V57H203ZM203 58H201V60H202ZM214 58H215V57H214ZM216 58H217V57H216ZM216 58H215V59H216ZM228 58H229V56H228ZM230 58H231V57H230ZM230 58H229V59H230ZM31 59H33V58H31ZM83 59H84V58H83ZM161 59H162V58H161ZM172 59H173V58H172ZM177 59H179V60H177V61H180V58H177ZM183 59H184V57L182 58V60H183ZM189 59H190V58H189ZM211 59H213V58H210V60H211ZM225 59H226V58H225ZM235 59L237 60L238 57L236 56ZM240 59H241V58H240ZM123 60H124V59H123ZM184 60H185V59H184ZM197 60H200V58L197 59ZM216 60H217V59H216ZM216 60H215V61H216ZM218 60H219V59H218ZM220 60H221V59H220ZM230 60H231V59H230ZM238 60H239V59H238ZM160 61H161V60H160ZM175 61H176V58H175ZM185 61H186V60H185ZM187 61H188V63H189L190 60H187ZM191 61H192V60H191ZM203 61H205V60L203 59L202 62H203ZM207 61H209V59H208ZM226 61H229V60L227 59ZM249 61H250V60H248V63H250ZM8 62H9V61H8ZM155 62H156V61H155ZM170 62H171V61H170ZM173 62H174V61H173ZM180 62H181V61H180ZM196 62H199V61H196ZM196 62H195V63H196ZM202 62H200V63L202 64L201 66L199 65L200 67H202L204 63H208V62H204V63H202ZM209 62H210V61H209ZM211 62H212V61H211ZM213 62H214V61H213ZM217 62H219V61H217ZM232 62H233V61H232ZM235 62H237V61H235ZM240 62H241V60H240ZM1 63H3V62H1ZM6 63H7V62H6ZM123 63H124V62H123ZM165 63H166V62H165ZM175 63L177 64V62H175ZM182 63H183V62H182ZM182 63H181V64H182ZM190 63H191V62H190ZM195 63H192V65L195 64ZM221 63H222V62H220V64H221ZM243 63H245V62H243ZM43 64H44V63H43ZM94 64H95V63H94ZM149 64H150V63H149ZM162 64H164V61H163ZM179 64H180V63H179ZM186 64H187V62H186ZM198 64H199V63H198ZM210 64H211V63H210ZM210 64H209V65H210ZM226 64H227V63H226ZM231 64H232V63H231ZM231 64H229V65H231ZM245 64H247V63H245ZM167 65H168V64H167ZM169 65H171V64L169 63ZM206 65H208V64H206ZM211 65H212V64H211ZM216 65H217V63H216ZM218 65H219V64H218ZM221 65H222V64H221ZM221 65H219V66H221ZM224 65H225V62H224ZM234 65H235V63L233 64V66H234ZM236 65L239 66V64H237V63H236ZM236 65H235V67L231 66V67H232V70H233V68H235V69L237 70V68H236L237 66H236ZM253 65H250L249 67H251V66L253 67ZM53 66H54V65H53ZM149 66H150V65H149ZM153 66H154V65H153ZM153 66H152V67H153ZM173 66H174V65H173ZM189 66H191V65H189ZM225 66H226V65H225ZM225 66H224V67H225ZM49 67H50V66H49ZM76 67H77V66H76ZM175 67H176V66H175ZM194 67H195V66H194ZM209 67H210V66H209ZM213 67H214V66H213ZM217 67H218V66H217ZM227 67H228V66H227ZM229 67H230V66H229ZM242 67H243V66H242ZM0 68H1V67H0ZM2 68H3V67H2ZM161 68H163V66H162ZM165 68H166V67H165ZM181 68H182V67H181ZM211 68H212V67H211ZM211 68H210V69H211ZM214 68H215V67H214ZM220 68H221V67H220ZM225 68H226V67H225ZM240 68H241V67H240ZM4 69H5V68H4ZM8 69H9V68H8ZM48 69H49V68H48ZM80 69H81V68H80ZM159 69H160V68H159ZM168 69H171V68H168ZM172 69H174V68H172ZM172 69H171V72L174 71V70L172 71ZM177 69H178V68H177ZM177 69H176V70H177ZM186 69H187V68H186ZM194 69H195V68H194ZM198 69L200 70V68H198ZM198 69H197V70H198ZM205 69H206V68H205ZM207 69H209V68H207ZM207 69H206V70H207ZM230 69H231V68H230ZM46 70H47V69H46ZM154 70H155V69H154ZM157 70H158V69H157ZM176 70H175V72H176ZM182 70H183L184 73H185V70H184V69H182ZM232 70H230V71L232 72ZM251 70H252V68H251ZM92 71H93V70H92ZM169 71H170V70H169ZM169 71H168V72H169ZM179 71H180V69H179ZM194 71H195V70H193L192 72H194ZM200 71H201V70H200ZM211 71H213V70H211ZM216 71H218V69H216ZM228 71H229V70H228ZM241 71H242V69H241ZM244 71H245V69L243 70V72H244ZM155 72H157V71H155ZM160 72H161V69H160ZM171 72H170V73H171ZM196 72H197V71H196ZM203 72H204V68H203ZM203 72H202V73H203ZM206 72H208V71H206ZM219 72H220V70H219ZM219 72H218V73H219ZM231 72H230V73H231ZM2 73H3V72H2ZM74 73H75V72H74ZM177 73H178V71H177ZM198 73H199V75H200L201 72L198 71ZM202 73H201V74H202ZM204 73H205V72H204ZM221 73H222V72H221ZM224 73H225V72H224ZM230 73H229V76H230ZM232 73H233V72H232ZM232 73H231V74H232ZM101 74H102V73H101ZM156 74H157V73H156ZM161 74H162V73H161ZM168 74H169V73H168ZM173 74L175 75V73H173ZM179 74L181 75L182 73L180 72ZM188 74H189V73H188ZM188 74H187V75H188ZM205 74H206V73H205ZM209 74H210V71H209V73H208L207 75L209 76ZM211 74H213V72H212ZM222 74H223V73H222ZM226 74H227V71H226ZM245 74H246V73H245ZM252 74H253V73H252ZM163 75H164V74H163ZM169 75H170V74H169ZM171 75H172V74H171ZM195 75H196V74H195ZM197 75H198V74H197ZM199 75H198V76H199ZM214 75H215V74H214ZM219 75H220V73H219ZM160 76H161V75H160ZM190 76H191V75H190ZM201 76H202V75H201ZM210 76H211V75H210ZM210 76H209V77H210ZM212 76H213V75H212ZM212 76H211L210 79H212ZM215 76H216V75H215ZM215 76H213V77L215 78ZM222 76L224 77V74H223ZM225 76H226V75H225ZM240 76H242V75H240ZM181 77H182V76H181ZM188 77H189V76H188ZM188 77H187V78H188ZM238 77H239V76H238ZM3 78H4V77H3ZM91 78H92V77H91ZM162 78H163V77H162ZM166 78H167V77H166ZM175 78H176V77L172 78V79H174V80H172L173 83H174V82L176 83ZM189 78H191V77H189ZM189 78H188V79H189ZM194 78H195V77H194ZM197 78H198V77H196V79H197ZM202 78H203V77H202ZM218 78H219V77H218ZM221 78H222V77H221ZM221 78H220V79H221ZM225 78H226V77H225ZM225 78H224V79H225ZM231 78H232V77H231ZM234 78L237 79V78H236V75L233 77V79H234ZM1 79H2V78H1ZM7 79H8V78H7ZM224 79L222 78V81H223V82H224ZM229 79H230V78H229ZM235 79H234V80H235ZM177 80H179V77H178ZM185 80H186V79H185ZM193 80H194V79H193ZM208 80H209V78H208ZM208 80H206V81H208ZM216 80H217V77H216ZM5 81H6V78H5ZM180 81H181V80H180ZM183 81H184V79H183ZM183 81H182V82H183ZM190 81H191V79H190ZM203 81L205 82V78H204ZM203 81H201V79H200V84H201V82H203ZM45 82H46V81H45ZM76 82H77V81H76ZM76 82H75V83H76ZM184 82H185V81H184ZM186 82H188V81H186ZM195 82H196V81H195ZM195 82H194V83H195ZM214 82H215V79H214L213 83H214ZM217 82H219V81H217ZM223 82H222V83H223ZM227 82H228V81H227ZM236 82H237V80H236ZM236 82H235V83H236ZM238 82H239V81H238ZM238 82H237V83H238ZM43 83H44V80H43ZM175 83H174V84H175ZM177 83H178V82H177ZM188 83H189V82H188ZM190 83H191V82H190ZM207 83H208V82H207ZM213 83H210V84H213ZM225 83H226V82H225ZM45 84H46V83H45ZM179 84H180V83H179ZM181 84H182V83H181ZM181 84H180V86H181ZM186 84H187V83H186ZM186 84H185V85H186ZM192 84H193V83H192ZM196 84H197V83H196ZM203 84H204V83H203ZM210 84H209V85H210ZM216 84H217V83H216ZM220 84H221V83H220ZM183 85H184V83H183ZM185 85H184V86H185ZM187 85H188V84H187ZM187 85H186V86H187ZM193 85H194V84H193ZM207 85H208V84H207ZM233 85H234V84H233ZM235 85H236V84H235ZM94 86H95V85H94ZM177 86H178V85H177ZM189 86H190V84H189L186 88H188ZM191 86H192V85H191ZM191 86H190V87H191ZM204 86H205V85H204ZM204 86H203V87H204ZM210 86H213V85H210ZM210 86H209V87H210ZM224 86H225V85H224ZM230 86H232V85H230ZM230 86H229V87H230ZM197 87H198V86H197ZM217 87H218V86H217ZM217 87H216V88H217ZM219 87H220V86H219ZM221 87H222V86H221ZM83 88H84V87H83ZM181 88L184 89V87H180V89H181ZM192 88H193V86H192ZM201 88H202V86H201ZM212 88H213V87H212ZM223 88H224V87H223ZM225 88L227 89L228 87L225 86ZM180 89H179V90H180ZM183 89H181V92H182ZM188 89H189V88H188ZM199 89H200V88H199ZM214 89H215V88H214ZM214 89H212V90H214ZM232 89H233V88H232ZM235 89H236V88H235ZM173 90H174V87H173ZM177 90H178V89H177ZM184 90H185V89H184ZM184 90H183V92H184ZM194 90H195V89H194ZM200 90H201V89H200ZM200 90H199V91H200ZM203 90H205V87H204ZM223 90H225V89H223ZM236 90H238V89H236ZM170 91H171V90H170ZM170 91H169V92H170ZM175 91H176V89H175ZM187 91H188V90H187ZM190 91H191V90H190ZM196 91H197V90H196ZM207 91H208V90H207ZM216 91H217V90H216ZM220 91H221V89L219 90V92H220ZM226 91H227V90H226ZM229 91H230V90H228V93H230ZM177 92H178V91H177ZM177 92H176V93H177ZM197 92H198V91H197ZM200 92H201V91H200ZM219 92H217V93L219 94ZM221 92H222V91H221ZM231 92H232V91H231ZM254 92H255V91H254ZM161 93H162V92H161ZM193 93H195V92H193ZM205 93H207V92H205ZM213 93H214V92H213ZM234 93H235V92H234ZM251 93H252V92H251ZM149 94H150V92H149ZM154 94H155V93H154ZM154 94H152V95H154ZM158 94H159V93H158ZM162 94H163V93H162ZM168 94H169V93H168ZM171 94H173V93H171ZM171 94H170V95H171ZM174 94H175V93H174ZM174 94H173V95H174ZM185 94H187V93L185 92ZM188 94H189V93H188ZM198 94H199V93H198ZM209 94H211V92H210ZM223 94H224V92H223ZM152 95H151V97H152ZM176 95H178V94H176ZM179 95H180V92H179ZM191 95H192V94H191ZM195 95H196V94H195ZM204 95H205V94H204ZM220 95H221V94H220ZM226 95H227V94H226ZM226 95H225V96H226ZM229 95H230V94H229ZM131 96H132V93H131ZM135 96H136V95H134V97H133V96H132V97L135 98ZM183 96H184V95H183ZM192 96H193V95H192ZM196 96H197V95H196ZM202 96H203V95H201V96L199 95V96H198L199 98H198V97H197V98L200 100V97L202 98ZM206 96H207V95H206ZM215 96H216V95H215ZM218 96H219V95H217L215 98H218ZM222 96H223V95H222ZM251 96H252V94H251ZM155 97H156V96H155ZM157 97H159V96H157ZM190 97H191V96H190ZM227 97H228V95L226 96V99H227ZM252 97H253V96H252ZM133 98H132V99H133ZM152 98H153V97H152ZM152 98H151V99H152ZM170 98H171V97H169V99H170ZM177 98H178V97L176 96V99H177ZM181 98H182V97H181ZM184 98H185V97H184ZM186 98H189V95H188V97H186ZM191 98H192V97H191ZM194 98H195V97H194ZM208 98H209V100L212 99L211 96H210V97H207V99H208ZM210 98H211V99H210ZM213 98H214V96H213ZM223 98H224V97H223ZM132 99H131V100H132ZM149 99H150V97H149ZM149 99H148V100H149ZM154 99H155V98H154ZM158 99H159V98H158ZM169 99H168V100H169ZM173 99H174V98H173ZM189 99H190V98H189ZM189 99H188L187 102H189ZM195 99H196V98H195ZM128 100H129V99H128ZM156 100H157V98H156L154 101H156ZM165 100H167V99H165ZM170 100H171V99H170ZM170 100H169V102H170ZM185 100H186V99H185ZM185 100H184V101H185ZM204 100H205V98H204ZM204 100H203V101H204ZM220 100H221V99H220ZM220 100H219V101H220ZM136 101H137V98H136ZM173 101H174V100H173ZM179 101H180V97H179ZM179 101H178V102H179ZM201 101H202V99H201ZM203 101H202V102H203ZM207 101H208V100H206V102H207ZM217 101H218V99H217ZM217 101H216V102H217ZM222 101H223V100H222ZM224 101H225V100H224ZM224 101H223V102H224ZM226 101H227V100H226ZM226 101H225V102H226ZM152 102H153V101H152ZM160 102H161V101H160ZM165 102H168V101H165ZM181 102H182V101H181ZM181 102H180V103H181ZM193 102H194V99H193ZM202 102H201V103H202ZM210 102H212V101H210ZM213 102H214V101H213ZM225 102H224V103H225ZM153 103H155V102H153ZM180 103H179V105H180ZM182 103H183V102H182ZM194 103L196 104V101H195ZM197 103H199V102H197ZM204 103H205V102H204ZM207 103H208V102H207ZM207 103H206V104H207ZM227 103H228V102H227ZM262 103H263V102H262ZM120 104H121V103H120ZM157 104H158V100H157ZM160 104H162V103H159V105H160ZM164 104H165V103H164ZM164 104H162V105L165 106L166 104H165V105H164ZM173 104H175V102H173ZM173 104H172V106H173ZM188 104H189V103H188ZM199 104H200V103H199ZM211 104H212V103H211ZM213 104H216V103H213ZM237 104H238V103H236V105H237ZM4 105H5V104H4ZM6 105H8V104H6ZM155 105H156V104H154V105H152V106H154V108H155ZM168 105H169V103H168ZM170 105H171V103H170ZM189 105H190V104H189ZM218 105H219V103H218ZM221 105H222V104H221ZM221 105H219V106H221ZM224 105H225V104H224ZM230 105H231V104H230ZM240 105H241V104H240ZM240 105H239V106H240ZM261 105H262V104H261ZM0 106H1V105H0ZM129 106H130V105H129ZM176 106H177V104H176L174 107H176ZM181 106H182V105H181ZM203 106H204V105H203ZM210 106H212V105H209L208 107H210ZM184 107H185V106H184ZM188 107L191 108V105L188 106ZM188 107H187V108H188ZM212 107H214V106H212ZM212 107H211V108H212ZM229 107H230V106H229ZM240 107H241V106H240ZM240 107H239V108H240ZM152 108H153V107H152ZM196 108H197V107H196ZM216 108H217V107H216ZM221 108H223V107H221ZM113 109H114V108H113ZM123 109H124V108H123ZM147 109H148V108H147ZM174 109H175V108H174ZM174 109H173V110H174ZM177 109H180V108H178V106H177ZM184 109H185V108H184ZM193 109H194V108H193ZM218 109H219V108H218ZM230 109H231V107H230ZM230 109H229V110H230ZM2 110H5V109L2 107ZM2 110H1V111H2ZM170 110H171V109H170ZM189 110H190V109H189ZM222 110H223V109H222ZM8 111H9V110H8ZM55 111H56V110H55ZM152 111H153V110H152ZM156 111H157V110H156ZM160 111H161V110L158 109V112H157V113H159ZM194 111H195V110H194ZM212 111H213V110H212ZM216 111H218V110H216ZM224 111H225V110H224ZM2 112H5V111H2ZM13 112H14V111H13ZM15 112H16V110H15ZM118 112H119V111H118ZM150 112H151V111H150ZM150 112H148V113H150ZM172 112H173V111H172ZM172 112H171V113H172ZM174 112H175V110H174ZM186 112H187V110H186ZM222 112H223V111H222ZM255 112H256V111H255ZM53 113H54V112H53ZM57 113H58V112H57ZM171 113H170V115H172ZM180 113H181V112H180ZM180 113H179V114H180ZM193 113H194V112H193ZM218 113H219V112H218ZM250 113H251V112H250ZM0 114H1V113H0ZM10 114H11V113H9V115H10ZM15 114H16V113H15ZM50 114H51V113H50ZM117 114H118V113H117ZM151 114H153V113H151ZM179 114H178V115H179ZM183 114H184V113H181V115H183ZM185 114H186V113H185ZM185 114H184V115H185ZM211 114H212V113H211ZM230 114H231V113H230ZM253 114H254V113H253ZM4 115H5V114H4ZM54 115H55V114H54ZM56 115H57V114H56ZM59 115H60V114H59ZM119 115H120V114H119ZM121 115H122V114H121ZM173 115H174V114H173ZM181 115H179V117H180ZM195 115H197V114H194V116H195ZM214 115H215V113H214ZM218 115H219V114H218ZM7 116H8V115H7ZM7 116H6V117H7ZM13 116H14V115H13ZM127 116H128V115H127ZM174 116H175V115H174ZM191 116H192V115H191ZM215 116H216V115H215ZM223 116H225V115H223ZM226 116H227V115H226ZM254 116H255V115H254ZM254 116H253V118H254ZM1 117H2V116H1ZM10 117H11V116H10ZM93 117H94V116H93ZM142 117H143V116H142ZM176 117H177V116H176ZM183 117H184V116H183ZM187 117H189V116L187 115ZM198 117L200 118V116H198ZM198 117H197V118H198ZM203 117H204V116H203ZM212 117H213V115H212ZM216 117H217V116H216ZM2 118H3V117H2ZM4 118H5V116H4ZM50 118H51V117H50ZM61 118H62V117H61ZM119 118H120V117H119ZM173 118H174V117H173ZM190 118H191V117H190ZM206 118H207V117H206ZM206 118H205V120L207 121ZM209 118H210V117H209ZM213 118H214V117H213ZM218 118H219V117H218ZM218 118H216V119L218 120ZM221 118H222V116H221V113H220V119H221ZM8 119H10V118H7V120H8ZM174 119H175V122H176V119H177V118H174ZM182 119H183V118H182ZM191 119H192V118H191ZM211 119H212V118H211ZM211 119H210V120H211ZM220 119H219V120H220ZM248 119H249V118H248ZM0 120H1V119H0ZM171 120H173V119L171 118ZM180 120H181V119H180ZM198 120L200 121V119H198ZM198 120H196V121H198ZM213 120H215V119H213ZM213 120H212V121H213ZM222 120H223V118H222ZM222 120H221V121H222ZM227 120H228V119H227ZM235 120H236V119H235ZM251 120L253 121L252 118H251ZM255 120H256V119H255ZM257 120H258V119H257ZM2 121H3V120H2ZM10 121H11V120H10ZM12 121H14V118H13ZM18 121H19V119H18ZM185 121H186V120H185ZM191 121H192V120H191ZM203 121H204V120H203ZM203 121H202V122H203ZM221 121H220V122H221ZM6 122H7V121H6ZM181 122H182V120H181ZM181 122L179 121L180 125H182ZM213 122H214V121H213ZM220 122H219V123H220ZM224 122H226V121H224ZM228 122H229V121H228ZM1 123H2V122H1ZM7 123H8V122H7ZM12 123H15V122H12ZM168 123H169V122H168ZM186 123H187V121H186ZM194 123H195V122H194ZM204 123H205V122H204ZM210 123H211V121H210ZM217 123H218V122H217ZM226 123H227V122H226ZM230 123H231V122H230ZM244 123H245V122H244ZM252 123H253V122H252ZM3 124H4V123H3ZM5 124H6V123H5ZM170 124H171V123H170ZM197 124H198V123H196V125H197ZM199 124H200V123H199ZM201 124H202V123H201ZM208 124H209V123H208ZM211 124H212V123H211ZM213 124H214V123H213ZM213 124H212V125H213ZM221 124L223 125V122H222ZM7 125H9V123H8ZM7 125H6V126H7ZM16 125H17V124L13 125L14 127L10 126V127H11L10 129H11V130L7 131V136H6V137H8L9 140H10V139H11V140L13 139V138H12V135H13V132L17 129V128L15 127ZM176 125L178 126L179 124H176ZM180 125H179V126H180ZM192 125H193V124H192ZM217 125H218V124H217ZM1 126H3V125H1ZM163 126H164V125H162V127H163ZM177 126H176V128H177ZM182 126H183V125H182ZM184 126H185V125H184ZM184 126H183V127H184ZM186 126H187V125H186ZM202 126H203V124H202L201 126L199 125V126H197V127H199V128L201 129ZM220 126H221V125H220ZM253 126H254V125H253ZM183 127L180 126V128H183ZM190 127H191V126H190ZM193 127H194V126H193ZM193 127H191V128H193ZM205 127H206V126H205ZM209 127H210V126H209ZM213 127H214V126H213ZM215 127H216V126H215ZM217 127H218V129H219V125H218ZM224 127H225V124H224ZM242 127H243V125H242ZM1 128H2V127H1ZM15 128H16V129H15ZM124 128H125V127H124ZM172 128H173V127H172ZM172 128H170V129H172ZM186 128H188V127H186ZM226 128H228V127H226ZM230 128H231V127H230ZM234 128H235V127H234ZM3 129H5V128H3ZM3 129H2V130H3ZM12 129H13V130H12ZM138 129H139V128H138ZM163 129H165V128L163 127ZM163 129H161V130H163ZM184 129H185V128H184ZM193 129H194V128H193ZM195 129H196V128H195ZM205 129H206V128H205ZM209 129H210V128H209ZM213 129H214L213 131H215L216 128H213ZM223 129H224V128H223ZM228 129H229V128H228ZM228 129H227V130H228ZM240 129H241V128H240ZM5 130H6V129H5ZM177 130H178V128H177ZM177 130H175V131H177ZM189 130H190V128H189ZM206 130H207V129H206ZM216 130H217V129H216ZM243 130H244V129H243ZM247 130H248V129H247ZM258 130H260V129H258ZM159 131H160V130H159ZM167 131H169V128H168ZM171 131H172V130H171ZM179 131H180V130H179ZM181 131H182V129H181ZM181 131H180V132H181ZM187 131H188V130H187ZM187 131H186V132H187ZM196 131H197V130H196ZM198 131H199V130H198ZM220 131H221V130H220ZM224 131H225L224 133H226V130H224ZM250 131H252V129H251ZM253 131H254V130H253ZM2 132H3V131H2ZM4 132H5V131H4ZM156 132H157V131H156ZM161 132H162V131H161ZM163 132H164V131H163ZM173 132H174V131H172V133H173ZM189 132L191 133V130H190ZM210 132H212V131H210ZM217 132H218V131H217ZM221 132H222V131H221ZM221 132H220V133H221ZM236 132H238V130H237ZM167 133H168V132H167ZM169 133H170V132H169ZM169 133H168V134H169ZM176 133H177V132H176ZM187 133H188V132H187ZM190 133H189V134H190ZM200 133H201V132H200ZM202 133H203V132H202ZM204 133H205V132H204ZM218 133H219V132H218ZM232 133H233V132H232ZM232 133H231V134H232ZM254 133H256V131H255ZM16 134H17V133H16ZM152 134H155V133L153 132ZM180 134L182 135V132L179 133V135H180ZM183 134H184V133H183ZM191 134H193V132H192ZM191 134H190V135H191ZM195 134H196V132H195ZM213 134H214V133H213ZM216 134H217V133H215V135H216ZM227 134H228V131H227ZM240 134H241V133H240ZM262 134H263V133H262ZM5 135H6V134H5ZM5 135H4V136H5ZM159 135H160V136H163L162 133L159 134ZM164 135H165V133H164ZM190 135L188 136V134H187V137H189V138H190L191 136L193 137L194 134L191 135V136H190ZM206 135H207V134H206ZM206 135H205V136H206ZM222 135H223V134H222ZM222 135H221V136H222ZM0 136H2V135H0ZM177 136H178V135H177ZM185 136H186V135H185ZM200 136H201V135H200ZM225 136H226V135H225ZM231 136H233V134H232ZM153 137H154L155 139H156V138H159L158 136L155 137V135H154ZM178 137H179V136H178ZM178 137H177V139H178ZM181 137H182V136H181ZM197 137H198V135H197ZM216 137H217V136H216ZM229 137H230V136H229ZM229 137H228V138H229ZM160 138H161V137H160ZM167 138H168V136H167ZM189 138H188V140H190ZM193 138H194V137H193ZM193 138H192V139H193ZM201 138L203 139L204 137H201ZM217 138H218V137H217ZM217 138H215V139H217ZM219 138H220V137H219ZM219 138H218V141H219ZM221 138L224 139L225 137H221ZM226 138H227V136H226ZM228 138H227V139H228ZM14 139H15V138H14ZM184 139H186V138L184 137ZM192 139H191V140H192ZM196 139H197V138H196ZM196 139H195V140H196ZM205 139H207V137H206ZM209 139H210V138H209ZM209 139H208V140H209ZM215 139H214V140H215ZM0 140H1V139H0ZM4 140H5V139H4ZM4 140H3V143H2L3 145H0V146H4ZM11 140H10V143H11ZM166 140H167V139H166V137H165V141H166ZM191 140H190V141H191ZM193 140H194V139H193ZM193 140H192V143H193L194 147L196 148L195 144L199 145L200 143H199V144H198L197 142L194 143ZM199 140H200V139H199ZM203 140H204V139H203ZM212 140H213V139H212ZM1 141H2V140H1ZM5 141H6V140H5ZM178 141H179V140H178ZM196 141H197V140H196ZM206 141H207V140H206ZM215 141H216V140H215ZM220 141H221V139H220ZM226 141H228V140H226ZM12 142H13V141H12ZM157 142H158V141H157ZM168 142H169V141H168ZM168 142L166 141L165 143L167 144ZM182 142H183V141H182ZM216 142H217V141H216ZM5 143H7V142H5ZM13 143H14V142H13ZM162 143H163V142H162ZM162 143L160 142L159 144H162ZM202 143H203V142H202ZM211 143H212V142H211ZM211 143H210V144H211ZM224 143H226V142H224ZM8 144H9V143H8ZM173 144H177V143H174V142H173ZM217 144H218V143H217ZM219 144H220V142H219ZM6 145H7V144H6ZM9 145H10V144H9ZM9 145H8V146H9ZM11 145H12V144H11ZM178 145H179V144H178ZM178 145H177V146H178ZM181 145L183 146V143H182ZM184 145H185V143H184ZM190 145H191V142H190ZM201 145H202V144H201ZM201 145L199 146L200 148H201ZM203 145H204V143H203ZM203 145H202V146H203ZM211 145H213V144H211ZM220 145H221V144H220ZM224 145H225V147H226V144H224ZM230 145H231V143H230ZM156 146H157V145H156ZM158 146H160V145H158ZM158 146H157V148H158ZM163 146H164V145H163ZM169 146H170V145H169ZM175 146H176V145H175ZM186 146H187V145H186ZM205 146H206V143H205ZM213 146H215L214 148H216V145H213ZM222 146H223V145H222ZM222 146H221V148H222ZM172 147H173V146H172ZM180 147H181V146H180ZM203 147H204V146H203ZM223 147H224V146H223ZM0 148H1V147H0ZM5 148H6V147H5ZM174 148H175V147H174ZM174 148H173V149H174ZM186 148H187V147H186ZM197 148H198V146H197ZM200 148H199V149H200ZM209 148H210V147H209ZM211 148H213V147H211ZM7 149H8V147H7ZM9 149H10V148H9ZM171 149H172V148H171ZM176 149H177V147H176ZM183 149H184V147H183ZM207 149H208V147H207ZM0 150H1V149H0ZM181 150H182V148H181ZM181 150H180V152H181ZM191 150H192V149H191ZM193 150H194V149H193ZM196 150H198V149H196ZM209 150H210V149H209ZM216 150L218 151L219 148H217ZM223 150H224V149H223ZM226 150H227V149H226ZM241 150H242V149H241ZM261 150H262V149H261ZM36 151H37V150H36ZM132 151H133V150H132ZM176 151H177V150H176ZM183 151H185V149H184ZM198 151H199V150H198ZM213 151H214V150H213ZM213 151H212V152H213ZM219 151H220V150H219ZM133 152H134V151H133ZM136 152H137V150H136ZM180 152H179V154H180ZM189 152H190V151H189ZM193 152H194V151H193ZM206 152H208V150H207ZM210 152H211V151H210ZM210 152H209V153H210ZM212 152H211V153H212ZM126 153H127V152H126ZM131 153H132V152H131ZM182 153H185V152H182ZM190 153H191V152H190ZM197 153H198V152H196V154H197ZM200 153H201V152H200ZM200 153H199V154H200ZM215 153H216V152H215ZM232 153H233V152H232ZM263 153H264V152H263ZM187 154H188V153H187ZM187 154H186V155H187ZM196 154H195V155H196ZM199 154H197V155H199ZM202 154H204V153H202ZM207 154H208V153H207ZM207 154H205V155H207ZM234 154H235V153H234ZM38 155H39V154H38ZM128 155H130V154L127 153L126 156H128ZM131 155H133V153H132ZM181 155H182V154H181ZM190 155H192V154H190ZM200 155H201V154H200ZM222 155H223V153H222ZM224 155H225V154H224ZM1 156H2V155H1ZM203 156H204V155H203ZM218 156H219V155H218ZM228 156H229V155H228ZM257 156H258V155H257ZM259 156H260V154H259ZM259 156H258V157H259ZM181 157H183V156H181ZM209 157H210V155H209ZM212 157H213V156H212ZM216 157H217V156H215V159H216ZM233 157H234V156H233ZM240 157H241V156H240ZM254 157H256V156H254ZM262 157L264 158L263 155H262ZM262 157H261V158H262ZM1 158H2V157H1ZM132 158H133V157H132ZM178 158H179V157H178ZM199 158H200V157H199ZM201 158H202V156H201ZM206 158H208V157H206ZM206 158H205V163H207V162H206ZM213 158H214V157H213ZM213 158H212V160H213ZM127 159H128V158H127ZM129 159H131V158H129ZM181 159H184V158H180L179 160L181 161ZM193 159H194V158H193ZM195 159H196V158H195ZM195 159H194V160H195ZM209 159H210V158H209ZM209 159H207V160L210 161ZM220 159H221V158H220ZM222 159H223V158H222ZM256 159H257V158H256ZM258 159L260 160V158H258ZM258 159H257V160H258ZM2 160H3V158H2ZM171 160H172V159H171ZM186 160H187V159H186ZM202 160H204V159L202 158ZM212 160H211V161H212ZM229 160H231V159H229ZM9 161H10V160H9ZM12 161H13V160H12ZM196 161H197V160H195V162H196ZM199 161H201V160H199ZM215 161H216V160H215ZM239 161H240V160H239ZM254 161H255V160H254ZM254 161H253V162H254ZM128 162H130V161H128ZM175 162H176V161H175ZM182 162H183V160H182L180 163L183 164L184 162H183V163H182ZM185 162H187V161H185ZM212 162H213V161H212ZM219 162H220V160H219ZM250 162H251V161H250ZM259 162H260V161H259ZM259 162L257 161V163H259ZM6 163H7V162H6ZM81 163H82V162H81ZM171 163H173V161H172ZM189 163H190V162H189ZM198 163H200V162H198ZM202 163H203V162H202ZM202 163H201V164H202ZM205 163H204V164H205ZM210 163H211V162H210ZM214 163H215V162H214ZM222 163H223V162H222ZM232 163H233V162H232ZM30 164H31V163H30ZM130 164H131V162H130ZM178 164H179V163H178ZM178 164L176 163V165H178ZM181 164H180L179 166L183 168V166H182ZM192 164H193V163H192ZM212 164H213V163H212ZM188 165H189V164H188ZM206 165H207V164H206ZM206 165H205V167H206ZM208 165H209V164H208ZM213 165H214V164H213ZM218 165H219V164H218ZM226 165H227V164H226ZM229 165H230V164H229ZM255 165H256V164H255ZM258 165H259V164H258ZM172 166H173V165H172ZM189 166H190V165H189ZM197 166H198V165H197ZM201 166H203V165H201ZM201 166H199V167H200L199 169H201ZM209 166H211V165H209ZM215 166H216V165H215ZM233 166H234V165H233ZM250 166H251V164H250ZM259 166L261 167V164H260ZM262 166H263V165H262ZM22 167H23V166H22ZM175 167H176V166H175ZM177 167H178V166H177ZM184 167H185V165H184ZM227 167H228V166H227ZM227 167H226V168H227ZM209 168H210V167H209ZM211 168H212V167H211ZM218 168H219V166H218ZM23 169H24V168H23ZM27 169H28V168H27ZM27 169H26V170H27ZM177 169H178V168H177ZM203 169H204V167H203ZM203 169H202V170H203ZM253 169H254V167H253ZM226 170H227V169H226ZM258 170H259V169H258ZM77 171H78V170H77ZM211 171H212V170H211ZM208 172H209V169H208ZM212 172H213V171H212ZM11 173H12V172H11ZM210 173H211V172H210ZM254 173H255V172H254ZM0 174H2V173H0ZM215 174H216V173H214V176H215ZM2 175H3V174H2ZM202 175H203V174H202ZM205 175H206V174H205ZM12 176H13V175H12ZM210 176H211V175H210ZM212 176H213V175H212ZM223 176H224V175H223ZM225 176H226V175H225ZM263 176H264V175H263ZM0 177H1V176H0ZM2 177H3V176H2ZM218 177H219V176H218ZM10 178H11V177H10ZM180 178H181V177H180ZM180 178H179V180H180ZM202 178H203V177H202ZM202 178H201V179H202ZM205 178H206V177H205ZM209 178H210V177H209ZM209 178H208V179H209ZM212 178H213V177H212ZM212 178H211V179H212ZM216 178H217V177H216ZM227 178H228V177H227ZM241 178H242V176H241ZM2 179H3V178H1V180H2ZM181 179H182V178H181ZM201 179H200V180H201ZM217 179H219V178H217ZM203 180H206V181H207V179H204V178H203ZM233 180H234V179H233ZM241 180H242V179H241ZM176 181H177V180H176ZM201 181H202V180H201ZM215 181H216V179H215ZM215 181H214V182H215ZM217 181H218V180H217ZM8 182H9V180H8ZM74 182H75V181H74ZM180 182H181V180H180ZM182 182H183V181H182ZM199 182H200V181H199ZM202 182H203V181H202ZM211 182H212V181H211ZM245 182H246V181H245ZM2 183H3V182H2ZM5 183H6V182H5ZM175 183H176V182H175ZM175 183H173V184H175ZM184 183H185V182H184ZM184 183H183V184H184ZM205 183H206V182H205ZM207 183H208V182H207ZM243 183H244V182H243ZM243 183H242V184H243ZM0 184H1V181H0ZM6 184H7V183H6ZM63 184H64V183H63ZM173 184H172V187H173ZM180 184H181V183H179V186H180ZM185 184H186V183H185ZM203 184H204V183H203ZM244 184H245V183H244ZM255 184H256V183H255ZM14 185H15V184H14ZM177 185H178V184H177ZM181 185H182V184H181ZM187 185H188V184H187ZM209 185H210V184H209ZM234 185H235V184H234ZM249 185H250V184H249ZM15 186H16V185H15ZM185 186H186V185H185ZM202 186H203V185H201V187H202ZM215 186H216V185H215ZM226 186H227V185H226ZM236 186H238V185H236ZM236 186H235V187H236ZM241 186H242V185H241ZM244 186H245V185H244ZM170 187H171V186H170ZM177 187H178V186H177ZM186 187H187V186H186ZM186 187H185V188H186ZM242 187H243V186H242ZM250 187H251V186H249V189H250ZM257 187H258V186H257ZM0 188H1V186H0ZM134 188H136V186H135ZM134 188L132 189V192H133V193H134L133 190H135ZM173 188H174V187H173ZM178 188H179V187H178ZM236 188H237V187H236ZM246 188H247V187H245V190H246ZM4 189H5V188H4ZM44 189H45V187H44ZM168 189H169V188H168ZM170 189H171V188H170ZM176 189H177V188H176ZM179 189H180V188H179ZM182 189H184V188H182ZM202 189H203V188H202ZM202 189H201V190H202ZM237 189H238V188H237ZM251 189H252V188H251ZM137 190H138V188H137ZM137 190H136V191H137ZM162 190H163V189H162ZM172 190H173V189H172ZM184 190H185V189H184ZM184 190H183V192H184ZM186 190H188V189H186ZM240 190H241V189H240ZM247 190H248V189H247ZM252 190H253V189H252ZM252 190H249V191L252 192ZM1 191H2V190H1ZM23 191H24V190H23ZM168 191H169V190H168ZM175 191H176V190H175ZM178 191H179V190H178ZM178 191H177V192H178ZM180 191H181V189H180ZM188 191H189V190H188ZM188 191H185V192L188 193ZM202 191H203V190H202ZM202 191H199V192H202ZM214 191H215V189H214ZM238 191H239V190H238ZM249 191H248V192H249ZM6 192H8V191H6ZM170 192H171V191H170ZM173 192H174V190H173ZM177 192H176V193H177ZM183 192H182V194H184ZM196 192H197V191H196ZM196 192H195V194H196ZM199 192H197V193H199ZM258 192H259V190H258ZM9 193L11 194V192H9ZM42 193H43V192H42ZM42 193H41V194H42ZM103 193H104V192H103ZM119 193H120V192H119ZM127 193H128V191H127ZM147 193H148V192H147ZM154 193H155V192H154ZM157 193H158V192H157ZM161 193L163 194V192H161ZM166 193H167V191H166ZM166 193H165V195H166ZM171 193H172V192H171ZM212 193H213V191H212ZM24 194H25V192H24ZM30 194H31V193H30ZM108 194H109V193H108ZM110 194H112V193H110ZM121 194H122V193H121ZM125 194H126V193H125ZM130 194H131V193H130ZM136 194H137V193H136ZM190 194H191V193H190ZM201 194H202V193H201ZM239 194H240V193H239ZM249 194H250V193H249ZM261 194H262V193H261ZM261 194H260V195H261ZM3 195H5V194H2V195H1L2 199H3ZM27 195H28V194H27ZM128 195H129V194H128ZM140 195H142V193H141ZM167 195H168V194H167ZM178 195H179V193L177 194V196H178ZM180 195H181V193H180ZM184 195H186V194H184ZM184 195H183V196H184ZM198 195H199V194H198ZM202 195H203V194H202ZM7 196H8V195H7ZM7 196L5 195V197H7ZM25 196H26V195H25ZM28 196H31V195H28ZM40 196H41V195H40ZM97 196H98V195H97ZM99 196H100V195H99ZM105 196H106V195H105ZM107 196H108V195H107ZM132 196H133V195H132ZM160 196H161V195H160ZM163 196H164V195H163ZM195 196L197 197V194H196ZM204 196H205V194L203 195V197H204ZM243 196H244V195H243ZM5 197H4V198H5ZM32 197H33V196H32ZM34 197H35V196H34ZM34 197H33V198H34ZM128 197H129V196H128ZM164 197H165V196H164ZM186 197H187V196H186ZM186 197H185V200H186ZM191 197H192V196H191ZM191 197L188 196V198H190V200L193 198L194 202H195V201L197 202V200H195L194 197H192V198H191ZM200 197H201V196H200ZM238 197H239V196H238ZM7 198H8V197H7ZM40 198H41V197H40ZM156 198H158V197H156ZM180 198H184V197H180ZM180 198H179V199H180ZM210 198H211V197H210ZM212 198H213V197H212ZM243 198H244V197H243ZM101 199H102V197H101ZM160 199H161V198H160ZM160 199H156V200H159L158 202H160ZM176 199H177V198H176ZM198 199H200V198H198ZM202 199H203V198H202ZM33 200H34V199H33ZM124 200H125V199H124ZM126 200H127V199H126ZM156 200H155V201H156ZM164 200H165V199H164ZM177 200H178V199H177ZM177 200H176V201H177ZM253 200H254V199H253ZM29 201H30V200H29ZM101 201H102V200H101ZM107 201H108V198H107ZM133 201H134V200H133ZM149 201H150V200H149ZM149 201H148V202H149ZM169 201H171V199L168 200V202H169ZM174 201H175V200H174ZM182 201H183V200H182ZM241 201H242V200H241ZM31 202H32V201H31ZM97 202H98V201H97ZM131 202H132V201H131ZM131 202H130V203H131ZM161 202H162V201H161ZM166 202H167V201H166ZM194 202L191 203L193 207H196L197 205L200 204V203L198 202L199 204H197L196 206H194V205H195ZM205 202H206V201H205ZM205 202H204V203H205ZM247 202H248V199H247ZM34 203H35V200H34ZM42 203H43V202H42ZM162 203H163V202H162ZM169 203H170V202H169ZM169 203H168V205H169ZM171 203H172V202H171ZM174 203H175V202H174ZM179 203H180V202H179ZM185 203H186V202L183 201V204H185ZM201 203H202V202H201ZM204 203H202V204H204ZM209 203H210V201H209ZM209 203H207V206H208ZM4 204H5V203H4ZM99 204H101V203H99ZM156 204H157V203H156ZM158 204H159V203H158ZM172 204H173V203H172ZM188 204H189V203H188ZM2 205H3V204H2ZM101 205H102V204H101ZM149 205H150V204H149ZM154 205H155V203H154ZM165 205H166V204H165ZM168 205H167V207H168ZM170 205H171V204H170ZM181 205H182V204H181ZM181 205H180L179 207H181ZM185 205H186V204H185ZM189 205H190V204H189ZM200 205H201V204H200ZM3 206H4V205H3ZM29 206H30V205H29ZM163 206H164V204H163ZM173 206L175 207V206H177V205L174 204ZM173 206H172V207H173ZM182 206H183V205H182ZM204 206H205V208H207L206 205H204ZM240 206H241V205H240ZM50 207H51V206H50ZM152 207H153V206H152ZM154 207H155V206H154ZM154 207H153V208H154ZM161 207H162V206H161ZM161 207H159V208H161ZM174 207H173V208H174ZM186 207H188V205H187ZM186 207H184V208H182V209L184 210ZM193 207H192V208H193ZM198 207L200 208V206H198ZM198 207H196V209H197ZM209 207H211V206H209ZM253 207H254V206H253ZM27 208H28V206H27ZM33 208H34V207H33ZM46 208H47V207H46ZM148 208H149V207H148ZM164 208H166V207H164ZM170 208H171V206H170ZM170 208H169V210H170ZM173 208H171V211H173L174 209H176V210L179 209V208H176V207H175L174 209H173ZM189 208H190V207H189ZM189 208H188V209H189ZM201 208H202V206H201ZM205 208H204V209H205ZM215 208H216V207H215ZM3 209H4V208H3ZM162 209H163V208H162ZM172 209H173V210H172ZM262 209H263V208H262ZM31 210H32V208H31ZM153 210H154V209H153ZM155 210H156V207H155ZM164 210H165V209H164ZM176 210H175V211H176ZM194 210H195V209H194ZM1 211H2V210H1ZM16 211H17V210H16ZM36 211H37V210H36ZM159 211H160V210H159ZM165 211H168V208H167V210H165ZM178 211H179V210H178ZM199 211H201V210H199ZM247 211H248V210H247ZM17 212H18V211H17ZM33 212L36 213L35 210H33ZM168 212H169V211H168ZM183 212H184V211H183ZM187 212H188V211H187ZM194 212H195V211H194ZM201 212H203V210H202ZM227 212H228V211H227ZM227 212H226V213H227ZM3 213H4V212H3ZM19 213H20V212H19ZM160 213H161V211H160ZM162 213H163V211H162ZM162 213H161V214H162ZM164 213H165V212H164ZM164 213H163V214H164ZM174 213L177 214V212H174ZM189 213H191V212H189ZM198 213H199V212H198ZM198 213H197V214H198ZM13 214H14V213H13ZM175 214H174V215H175ZM182 214H183V213H182ZM185 214H186V213H185ZM185 214H184V216L188 217V216L185 215ZM187 214H188V213H187ZM192 214H193V213H192ZM15 215H16V214H15ZM21 215H22V214H21ZM40 215H41V214H40ZM101 215H102V214H101ZM155 215H156V214H155ZM157 215H158V214H157ZM164 215H166V214H164ZM164 215H162V216H164ZM171 215H173V214L171 213ZM171 215H170V216H171ZM188 215H189V214H188ZM32 216H33V214H32ZM46 216H47V215H46ZM168 216H169V215H168ZM178 216H181V215H180V214H179V215L177 214V219H176V220H178ZM194 216H195V215H194ZM246 216H247V215H246ZM263 216H264V215H263ZM41 217H42V216H41ZM153 217H154V216H153ZM172 217H173V216H172ZM258 217H259V216H258ZM170 218H171V217H170ZM173 218H174V217H173ZM180 218H181V217H179V219H180ZM183 218H184V217H183ZM183 218H182V219H183ZM190 218H191V216H190ZM221 218H222V217H221ZM261 218H262V216H261ZM35 219H36V218H35ZM40 219H41V218H40ZM126 219H127V218H126ZM157 219H158V218H157ZM157 219H156V217H155L154 220H157ZM192 219H193V216H192ZM192 219H191V220H192ZM204 219H205V218H204ZM204 219H203V220H204ZM230 219H231V218H230ZM257 219H258V218H257ZM161 220H162V219H161ZM165 220H166V219H165ZM237 220H238V219H237ZM237 220L234 219V221H236V222H237ZM45 221H46V220H45ZM89 221H90V220H89ZM157 221H158V220H157ZM168 221H169V220H168ZM181 221H183V220H181ZM181 221H180V222H181ZM184 221L186 222L187 219L185 220V218H184ZM188 221H189V220H188ZM205 221H206V220H205ZM257 221H258V220H257ZM22 222H23V221H22ZM36 222H37V219H36ZM94 222H95V220H94ZM154 222H155V221H154ZM154 222H153V223H154ZM159 222H160V221H158V223H159ZM163 222H164V221H163ZM170 222H172V221H170ZM170 222H169V223H170ZM180 222L177 221V224L180 223ZM191 222H192V221H191ZM41 223H42V222H41ZM169 223H168V224H169ZM173 223H176V222L174 221ZM183 223H184V222H183ZM188 223L190 224V222H188ZM207 223H208V222H207ZM239 223H240V222H239ZM239 223H238V224H239ZM255 223H256V222H255ZM39 224H40V223H39ZM42 224H43V223H42ZM154 224H155V223H154ZM171 224H172V223H171ZM193 224H194V223H192L191 225H193ZM223 224H224V223H223ZM233 224H234V223H233ZM236 224H237V223H236ZM262 224H263V223H262ZM165 225H167V224H165ZM169 225H170V224H169ZM172 225H175V224H172ZM178 225H179V224H178ZM181 225H182V224H181ZM195 225H196V224H195ZM202 225H203V223H202ZM204 225H205V222H204ZM204 225H203V226H204ZM208 225H209V224L205 225L204 228H206V226H208ZM220 225H221V224H220ZM38 226H39V225H38ZM41 226H42V225H41ZM95 226H96V225H95ZM163 226H164V224H163ZM193 226H194V225H193ZM224 226H225V225H224ZM233 226H234V225H233ZM39 227H40V226H39ZM93 227H94V226H93ZM167 227H168V225H167ZM169 227H170V226H169ZM174 227H175V226H173V228H174ZM230 227H232V226L230 225ZM234 227H235V226H234ZM260 227H261V226H260ZM41 228H42V227H41ZM47 228H48V227H47ZM91 228H92V227H91ZM147 228H148V227H147ZM171 228H172V227H171ZM177 228H178V227H177ZM180 228H181V226H180ZM180 228H179V229H180ZM182 228H184V227H182ZM186 228H187V226H186ZM186 228H185V229H186ZM202 228H203V227H202ZM210 228H211V227H210ZM238 228H239V225H238ZM238 228H236V230H237ZM256 228H257V227H256ZM258 228H259V227H258ZM0 229H1V227H0ZM105 229H106V228H105ZM164 229H165V226H164ZM169 229H170V228H169ZM169 229H167V230L169 231ZM175 229H176V228H175ZM179 229H178V230H179ZM189 229H192V227L189 228ZM207 229H208V228H207ZM218 229H219V228H218ZM228 229H229V228H228ZM43 230H44V229H43ZM92 230H93V229H92ZM178 230H177V231H178ZM180 230H181V229H180ZM199 230H200V229H198V231H199ZM202 230H203V229H202ZM210 230H211V229H210ZM221 230H222V229H221ZM234 230H235V228H234ZM241 230H242V228H241ZM244 230H245V229H244ZM260 230H261V229H260ZM26 231H27V230H26ZM39 231H40V230H39ZM164 231H165V230H164ZM168 231H167V232H168ZM173 231H174V230H173ZM173 231H172V232H173ZM181 231H182V230H181ZM189 231H190V230H189ZM203 231H204V230H203ZM219 231H220V230H219ZM232 231H233V229H232ZM90 232H91V231H90ZM96 232H97V231H96ZM174 232H175V231H174ZM205 232H206V231H205ZM242 232H243V231H242ZM244 232H245V231H244ZM258 232H259V230H258ZM39 233H40V232H39ZM104 233H105V232H104ZM147 233H148V232H147ZM170 233H171V232H170ZM175 233H176V232H175ZM180 233H181V232H180ZM195 233H197V232H195ZM201 233H202V236H203L204 233H203V232H201ZM201 233H200V234H201ZM212 233H213V231H212ZM96 234H97V233H96ZM177 234H178V233H177ZM187 234H190V233H187ZM1 235H2V233H1ZM12 235H13V234H12ZM122 235H123V234H122ZM171 235H172V234H171ZM3 236H4V235H3ZM142 236H143V235H142ZM148 236H149V235H148ZM148 236H147V237H148ZM181 236H183V235H181ZM197 236H198V235H197ZM202 236H201V237H202ZM204 236H205V235H204ZM239 236H240V234H239ZM242 236H243V235H242ZM5 237H6V236H5ZM13 237H14V236H13ZM13 237H12V238H13ZM39 237H40V236H39ZM82 237H83V236H82ZM117 237H118V236H117ZM143 237H144V236H143ZM171 237H172V236H171ZM176 237H177V236H176ZM189 237H190V235H189ZM213 237L215 238V236H213ZM244 237H245V236H244ZM248 237H249V236H248ZM0 238H1V236H0ZM18 238H19V237H18ZM46 238H47V236H46ZM80 238H81V237H80ZM180 238H181V237H180ZM180 238H179V239H180ZM190 238H191V237H190ZM194 238H195V237H194ZM202 238H203V237H202ZM1 239H2V238H1ZM1 239H0V240H1ZM83 239H84V238H83ZM171 239H172V238H171ZM176 239H178V237H177ZM179 239H178V240H179ZM182 239H183V238H182ZM182 239H181V240H182ZM187 239H188V241H190L189 238H187ZM187 239L185 238V240H182V241L185 242ZM195 239H196V238H195ZM216 239H217V237H216ZM147 240H149V239H147ZM191 240H192V238H191ZM197 240H198V239H197ZM218 240H220V239H218ZM172 241H173V240H172ZM175 241H176V240H175ZM77 242H79V241H77ZM81 242H82V241H81ZM147 242H148V241H147ZM151 242H152V241H151ZM154 242H155V241H154ZM154 242H153V243H154ZM177 242H178V241H177ZM177 242H176V243H177ZM179 242H180V241H179ZM196 242H197V241H196ZM210 242H211V241H210ZM213 242H214V240H213ZM217 242H218V241H217ZM217 242H215L214 244H216ZM112 243H113V241H112ZM141 243H142V242H141ZM182 243H183V242H182ZM179 244H181V242L178 243V245H179ZM183 244H184V243H183ZM195 244H196V243H195ZM200 244H201V242H200ZM217 244H218V243H217ZM250 244H251V243H250ZM36 245H37V244H36ZM104 245H105V244H104ZM106 245H107V244H106ZM111 245H113V244H111ZM147 245H148V244H147ZM175 245L177 246V244H175ZM181 245H182V244H181ZM185 245H186V243H185ZM189 245H190V243H189ZM203 245H204V244H203ZM241 245H242V244H241ZM33 246H34V245H33ZM194 246H195V245H194ZM212 246H213V245H212ZM212 246H211V247H212ZM216 246H218V245H216ZM21 247H22V246H21ZM36 247H37V246H36ZM179 247H180V246H179ZM184 247H185V246H184ZM190 247H193V246H190ZM211 247H210V248H211ZM218 247H219V246H218ZM22 248H24V247H22ZM25 248H26V247H25ZM38 248H39V247H38ZM106 248H108V247H106ZM106 248H105V250H106ZM145 248H146V247H145ZM147 248H148V247H147ZM195 248H196V247H195ZM215 248H216V247H215ZM140 249H141V248H140ZM148 249H149V248H148ZM148 249H146V250H148ZM178 249H179V248H178ZM184 249H185V248H184ZM184 249H183V250H184ZM187 249H188V245H187ZM207 249H208V248H207ZM213 249H214V248H213ZM213 249H212V250H213ZM254 249H255V248H254ZM20 250H22V249H20ZM114 250H115V249H114ZM117 250H118V249H117ZM117 250H116V251H117ZM189 250H190V249H189ZM194 250H195V249H194ZM201 250H202V249H201ZM214 250H215V249H214ZM25 251H26V250H25ZM25 251H23V252H25ZM34 251H35V250H34ZM36 251H37V250H36ZM79 251H80V250H79ZM112 251H113V250H112ZM119 251H120V249H119ZM119 251H118V252H119ZM138 251H139V250H138ZM185 251H186V249H185ZM187 251H188V250H187ZM76 252H77V251H76ZM108 252H109V250H108ZM110 252H111V251H110ZM176 252H177V251H176ZM178 252H180V251H178ZM182 252H183V251H182ZM182 252L180 253V256H181V254H184V253H182ZM194 252H195V251H194ZM199 252H200V251H199ZM257 252H258V251H257ZM7 253H8V252H7ZM9 253H10V252H9ZM21 253H22V252H21ZM42 253H43V252H42ZM77 253H78V252H77ZM115 253H116V252H115ZM146 253H148V251H147ZM152 253H153V252H152ZM213 253L216 254L217 252L213 251ZM116 254H117V253H116ZM148 255H151V254H148ZM152 255H153V254H152ZM219 255H220V254H219ZM10 256H11V255H10ZM30 256H31V254H30ZM113 256H114V255H113ZM133 256H134V255H133ZM191 256H192V255H191ZM199 256H200V255H199ZM216 256H217V255H216ZM103 257H104V256H103ZM103 257H102V258H103ZM107 257H108V256H107ZM115 257H116V256H115ZM138 257H139V256H138ZM149 257H150V256H149ZM152 257H155V255L152 256ZM160 257H162V256L160 255ZM185 257H186V254H185ZM196 257H197V256H196ZM196 257H195V258H196ZM5 258H6V257H5ZM10 258H11V257H10ZM10 258H8V259H10ZM21 258H22V257H21ZM29 258H30V257H29ZM83 258H84V257H83ZM85 258H86V257H85ZM147 258H148V257H147ZM181 258H182V256H181ZM183 258H184V257H183ZM193 258H194V255H193ZM6 259H7V258H6ZM11 259H12V258H11ZM69 259H70V258H69ZM103 259H104V258H103ZM107 259H108V258H107ZM109 259H110V258H109ZM144 259H145V258H144ZM153 259H155V258H153ZM163 259H164V258H163ZM236 259H237V258H236ZM13 260H14V259H13ZM33 260H34V259H33ZM45 260H46V259H45ZM114 260H116V258H115ZM121 260H122V259H121ZM145 260H146V259H145ZM156 260H157V259H156ZM182 260H183V259H182ZM182 260H181V261H182ZM10 261H11V260H10ZM116 261H117V260H116ZM151 261H152V260H151ZM157 261H158V260H157ZM188 261H189V259H188ZM209 261H210V260H209ZM39 262H40V260H39ZM44 262H45V261H44ZM149 262H150V260H149ZM152 262H153V261H152ZM154 262H155V261H154ZM159 262H161V261H159ZM262 262H263V261H262ZM89 263H90V262H89ZM185 263H186V261H185ZM193 263H194V262H193ZM147 264H148V263H147ZM149 264H150V263H149ZM159 264H160V263H159ZM173 264H174V263H173ZM187 264H188V263H187Z\"/></svg>",
  "mask_w": 264,
  "mask_h": 264
}]
</instances>
